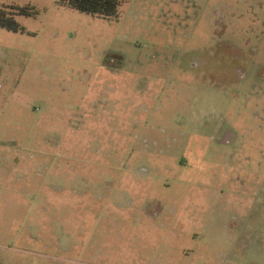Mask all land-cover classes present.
<instances>
[{"label": "rangeland", "instance_id": "1", "mask_svg": "<svg viewBox=\"0 0 264 264\" xmlns=\"http://www.w3.org/2000/svg\"><path fill=\"white\" fill-rule=\"evenodd\" d=\"M1 6L0 264H264V0Z\"/></svg>", "mask_w": 264, "mask_h": 264}, {"label": "trees", "instance_id": "2", "mask_svg": "<svg viewBox=\"0 0 264 264\" xmlns=\"http://www.w3.org/2000/svg\"><path fill=\"white\" fill-rule=\"evenodd\" d=\"M121 3L122 0H58V4L62 7H68L102 18H117ZM33 14L34 10L29 7L1 6L0 28L9 31H24V28L17 22L15 16H30Z\"/></svg>", "mask_w": 264, "mask_h": 264}]
</instances>
